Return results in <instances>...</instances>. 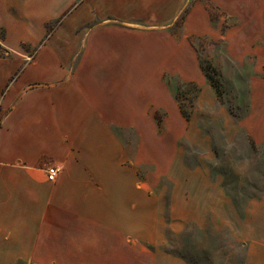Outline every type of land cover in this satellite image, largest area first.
<instances>
[{
	"label": "crops",
	"instance_id": "obj_1",
	"mask_svg": "<svg viewBox=\"0 0 264 264\" xmlns=\"http://www.w3.org/2000/svg\"><path fill=\"white\" fill-rule=\"evenodd\" d=\"M211 1L224 9L256 2ZM189 2L0 0V264H196L146 248L164 243L167 228L182 227L142 228L133 168L127 182L117 176L104 188L108 171L126 168L118 136L110 151L107 123L140 120L141 53H189L188 27L206 10L195 1L183 32L173 33ZM252 117L242 126L260 143ZM51 164L63 168L55 182L45 174ZM201 186L182 198L175 218L225 227L243 247L240 264H264V196L240 215L219 183L204 179ZM125 190L128 208H92L93 195L119 205Z\"/></svg>",
	"mask_w": 264,
	"mask_h": 264
},
{
	"label": "rangeland",
	"instance_id": "obj_2",
	"mask_svg": "<svg viewBox=\"0 0 264 264\" xmlns=\"http://www.w3.org/2000/svg\"><path fill=\"white\" fill-rule=\"evenodd\" d=\"M195 1L206 10L188 27L189 53H141L138 98L135 90L141 117L107 123L110 151L118 136L126 168L108 171L104 188L111 190L117 176L127 182L130 166L141 183L142 228L171 222L182 227L167 228L164 243L146 248L188 263L240 264L243 247L230 240L225 227L199 228L175 217L184 208L182 198L201 191L204 179L219 183L240 215L250 200L264 196V141L256 143L242 126L253 112L254 132L264 136V3L254 0L250 9H224L211 0H190L173 33L183 32L186 12ZM164 67L168 69L158 73ZM94 130L100 127L94 125ZM131 196L125 190L117 205L93 195L92 208H128Z\"/></svg>",
	"mask_w": 264,
	"mask_h": 264
},
{
	"label": "built area",
	"instance_id": "obj_3",
	"mask_svg": "<svg viewBox=\"0 0 264 264\" xmlns=\"http://www.w3.org/2000/svg\"><path fill=\"white\" fill-rule=\"evenodd\" d=\"M62 166L51 164L45 169L46 178L48 181L55 182L62 173Z\"/></svg>",
	"mask_w": 264,
	"mask_h": 264
}]
</instances>
